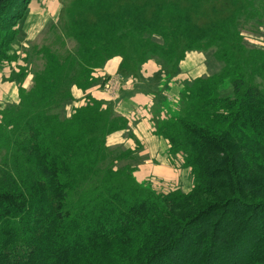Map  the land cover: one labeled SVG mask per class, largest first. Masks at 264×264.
<instances>
[{
	"label": "trees",
	"instance_id": "16d2710c",
	"mask_svg": "<svg viewBox=\"0 0 264 264\" xmlns=\"http://www.w3.org/2000/svg\"><path fill=\"white\" fill-rule=\"evenodd\" d=\"M31 2L0 0V65L18 58L12 44ZM258 14L253 0H72L64 37L76 50L36 48L31 84L18 81L19 101L0 109V264H264V87L244 70L264 77V50L247 56L241 37ZM212 48L222 70L185 84L179 115L156 94L169 117L157 118L155 133L185 154L190 191L155 193L130 164L113 170L133 151L107 136L129 121L101 100L63 115L72 87L94 86L116 56L132 69ZM192 113L214 123L196 124ZM105 166L103 186L70 204L69 191Z\"/></svg>",
	"mask_w": 264,
	"mask_h": 264
},
{
	"label": "rangeland",
	"instance_id": "374dc122",
	"mask_svg": "<svg viewBox=\"0 0 264 264\" xmlns=\"http://www.w3.org/2000/svg\"><path fill=\"white\" fill-rule=\"evenodd\" d=\"M253 1L255 3V9L259 11V14L254 18L244 20V24L242 23L241 27V37L243 41L242 47L244 48V53L247 56H252L253 51L256 52L264 50V0ZM33 2H35V4L32 6L31 4ZM71 2L72 0H38L36 3V0H32L29 4L26 16L17 25L18 30L16 40L12 44V52L18 58L8 62L11 67V75L9 78L13 84L16 83L18 86V84H20L18 81L21 80H23V84H28V81L30 84L33 80V70L37 65L42 64L41 54L35 52L36 48L49 45L54 49H57L61 54H65L67 50H76V43L74 40L70 37H64L66 36L65 26L68 18L67 9ZM42 8L46 9L44 10ZM62 42L65 43L64 46L61 45ZM214 52L215 48L210 50H189L186 52L185 57L179 62H165L162 59L151 56L140 66L141 68L131 65V67L134 66L132 69L123 67L122 57L117 56L121 58H119L121 61L117 75L109 76L107 73H102V67L95 71L94 74L97 77H95L97 79V83L90 87L91 89L88 88L89 90H83L73 86V101L65 104L63 108V115H71L72 111H75L77 107L88 103L90 98L93 97L90 92L92 93L93 89L100 90L101 88L109 95V100L98 99L102 101L103 108H111L119 113L122 96L126 91H129V89L132 88L133 90V85L137 81L141 82L143 78L147 81L142 83L143 86L154 90L152 106L150 107V110H147L146 106L148 105L142 104L144 102L143 100H138L136 108L133 110L131 109L129 112V119L133 121V126H138V122H141V119L144 118L146 120L150 117L151 119L149 118V122L150 124L153 123L152 127H154L155 133L158 123L157 118L169 117L168 109L163 107L166 106V103L163 102V98H161V96L158 100L156 98L157 90H159L164 99L168 101L171 112L179 115L180 110L182 111V105L183 109L187 106V101L184 99L183 95V87L185 84L193 82L198 77L211 76L222 70L224 62L216 58L215 55H213ZM236 55H238V53ZM144 68L147 74L148 72L151 74L150 80L146 78L148 76L145 77L143 75L142 70L144 71ZM244 70L245 73H247V79L254 78L256 82L260 83V85L264 87V77L256 68L244 64ZM4 77L7 78L6 76ZM231 91V85H225L221 88V93L223 95H228ZM15 100L19 101V97L17 95L15 99L12 98L4 105H0V109L9 104L18 102ZM124 102L127 103L128 100L124 98ZM135 102L136 101H134V103ZM155 109L158 111H155ZM183 113L185 115L187 112ZM190 120L199 125L208 122L214 123L211 118H207L201 114L192 113ZM125 132L126 133L121 137L113 138V140H111L112 137L110 136L112 133L107 136V145L111 147L121 145L122 149L128 148L133 151L128 158L120 160L117 164H115L116 162L114 164H110L113 167V170L125 167L124 165L127 163V166L130 164V166L133 167L131 174L135 177L138 185L144 187L145 189L150 188L154 190L155 193L165 194L182 187H185V190H183L186 192L192 189L194 176L192 168L185 164V154L183 152H172L170 145L169 150L171 158L166 157V161L170 167L164 163L163 166L156 165V171L153 172L147 165L148 163L152 165V162L148 159V156L144 152L146 146L145 148L142 146L136 133L133 132L132 128L130 129V124L129 127L125 129ZM124 138H127V141L131 143H128L129 145H127L122 142ZM132 140L135 141L138 146H136L135 143H132ZM166 140L169 143L168 139ZM131 146L134 148H131ZM4 154L5 151H0V166L4 162ZM105 168L106 166L92 179L88 180L81 186L76 185L69 191L70 204L78 202L79 198L81 199L85 192H90V189L95 186H103V182L108 176ZM166 168L173 170L172 177H170L168 172L166 173ZM144 169L151 170L153 174L150 173L144 177ZM158 176H162L163 178ZM128 177V174L121 175V178L124 179H128ZM183 178L185 181L181 182ZM250 253L251 251H249L248 254L250 255ZM233 254L235 257H241L246 253L237 249L233 250Z\"/></svg>",
	"mask_w": 264,
	"mask_h": 264
},
{
	"label": "crops",
	"instance_id": "0c3cea01",
	"mask_svg": "<svg viewBox=\"0 0 264 264\" xmlns=\"http://www.w3.org/2000/svg\"><path fill=\"white\" fill-rule=\"evenodd\" d=\"M37 2H38V0H36V3ZM33 4H35V2H33L31 5L33 6ZM42 9L45 10L46 8H42ZM119 58L120 57L116 56V57L110 59L106 63V65L103 67V69L101 70L102 73H107V74H109V76L117 75L119 64L121 61L120 60L121 58L120 59ZM10 70H11V67L9 66L8 62L0 65V105H4L6 102H8L12 98L15 99L16 95L19 97V94H18L19 84L17 86L16 83L13 84L11 82V79L9 78L11 75ZM142 72H143V75L145 77L148 76L146 78H148L150 80L151 74L149 72L147 74L145 68H144V71L142 70ZM4 76H6L7 78H5ZM31 82H30V84H31ZM143 82H147V81L144 80L143 78H142L141 82L137 81L133 85V90H132V88L129 89V91H126L125 94L122 96L119 113L122 114L123 116H126L128 119H129L130 110L131 109L133 110L134 108H136V106L138 104V100L139 101L143 100L144 102L142 104L148 105V106H146L147 110H150V107L152 106L154 90L149 89V88H145L142 84ZM28 84H29V81H28ZM28 84H25V85H28ZM96 86H100V85H96ZM90 94H91V96H93L96 99L109 100L108 99L109 98L108 93L105 92L104 89H102V88L100 90L93 89L92 93L90 92ZM124 98H126L128 100L127 103L124 102ZM15 101H18V100H15ZM134 101H136V102L134 103ZM149 118L146 120L144 118L141 119V122H138V126H133V121L129 119V124H130V129L132 128L133 132L136 133V135L138 136V139L140 140V143L142 144V146L144 148L146 146V149L144 152L148 156V159H150V161L152 162V165H150L149 163L147 165L150 167V169L153 172H155L156 171V165H162L163 166V163L168 165V163L166 161V157L171 158V154H170V150H169L170 144L167 142L166 139H164L161 136L154 133V127H152L153 123L150 124L149 120L151 118L150 119ZM125 133H126L125 130L116 131L110 135L112 137L111 140H113V138H116V137H121ZM122 142L126 143L127 145H129L128 143H131V142L127 141V138H124V140ZM132 143H135V145L138 146V144L133 140H132ZM131 148H134V147L131 146ZM151 170L144 169V177L147 174L152 173ZM167 172L169 173L170 177L173 176V170H169L166 168V173ZM158 177L163 178L162 176H158ZM183 181H185L184 178L181 180V182H183ZM179 189L185 190V187H182Z\"/></svg>",
	"mask_w": 264,
	"mask_h": 264
}]
</instances>
